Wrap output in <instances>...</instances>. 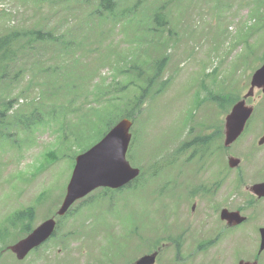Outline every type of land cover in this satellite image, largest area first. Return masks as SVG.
Instances as JSON below:
<instances>
[{"label": "rangeland", "instance_id": "rangeland-1", "mask_svg": "<svg viewBox=\"0 0 264 264\" xmlns=\"http://www.w3.org/2000/svg\"><path fill=\"white\" fill-rule=\"evenodd\" d=\"M96 2L88 0L80 5L76 0H0V35L14 27H41L56 34L67 33L65 38L74 43L71 51L60 46L36 47L23 59L21 71L20 62L11 67L10 75L15 73L20 78L0 86V99L14 100L6 119L9 135H0V228L7 215L30 205H39L34 227L45 213L56 211L71 175L73 155L96 141L116 113L138 110L132 120L129 159L132 166L147 174L155 170V175L140 192L119 194L111 212L103 210L104 203L79 208L75 216L59 223L54 239L47 244L20 262L3 251L0 264H119L122 256L115 253H126L134 246L122 239L130 226L124 222L141 206L136 212L140 214L138 229L145 232L146 239L150 235L152 240L164 238L178 231L183 222L174 220L171 226L166 225L167 202H150L148 192L157 190L162 178L173 170L166 155L180 140L188 138L191 128L214 129L223 124L228 108L219 110L206 92H211L209 96H241L258 65L251 60L264 52V0H115V15L101 21L90 13ZM155 10H162L167 22L152 32L149 25ZM251 14L257 15L249 20ZM257 24L262 26L251 28ZM162 56H167L158 79L167 82L163 91L133 108L131 99L137 95L138 83L121 90L139 70L132 65L149 74L151 63ZM150 77L154 85L158 80ZM251 103H256L253 122L236 147L242 158L254 150L260 156L264 154V147L257 148L256 144L264 121V96L247 102ZM35 107L41 123L21 127L17 118ZM104 113L108 116L101 119ZM174 125L177 133L172 134ZM84 129L87 134L91 131L90 139H84ZM212 174L209 169L197 180L207 181ZM240 192L245 196L244 190ZM241 193L237 196L235 191V207L248 199ZM253 215L258 216L255 222L249 218L246 227L233 233L231 243L226 237L218 244L226 248H218L211 263L237 264L239 260L256 259L264 264V251L256 257V227H264V202L257 205ZM214 217L212 214L211 219ZM216 231L213 226L202 235ZM114 240L124 243L119 247ZM102 247L108 252L102 251L103 258L96 259Z\"/></svg>", "mask_w": 264, "mask_h": 264}, {"label": "water", "instance_id": "water-1", "mask_svg": "<svg viewBox=\"0 0 264 264\" xmlns=\"http://www.w3.org/2000/svg\"><path fill=\"white\" fill-rule=\"evenodd\" d=\"M254 87L261 88L264 92V64L252 75L251 86L245 97L252 95ZM250 112L251 109L244 107L243 101L233 107L226 118V144L238 136ZM129 127V121L121 120L97 144L76 158L66 195L58 214L64 213L76 199L98 186L116 188L137 175L138 171L130 168L124 158L130 138ZM262 187L264 188L262 185L256 189L259 191ZM256 193L260 195V191H256ZM52 228L53 222H45L29 237L13 246L12 251L19 259L22 258L29 249L44 240ZM260 233V250H262L264 248V230H260Z\"/></svg>", "mask_w": 264, "mask_h": 264}, {"label": "flooded vegetation", "instance_id": "flooded-vegetation-1", "mask_svg": "<svg viewBox=\"0 0 264 264\" xmlns=\"http://www.w3.org/2000/svg\"><path fill=\"white\" fill-rule=\"evenodd\" d=\"M261 159L260 162L264 165V156H261ZM225 169L226 173H223V170L222 173L216 171L215 175H221L222 183L227 184L228 189H230L235 183V176L240 175L242 171L235 172L230 168ZM203 172V168L195 167L192 172L182 173L179 179H170L167 183L169 188L167 193L170 197L172 188L180 190V195L177 197V205L170 206V208L179 207L180 213L172 214L170 211L169 215H166L167 222L170 223L171 219L176 216L179 221L183 222V226L180 225L179 232L175 231L164 237L161 243L163 247L159 250V253L174 256L178 264H213L211 261L213 257L217 256L216 250L218 247L212 245L216 243L218 236L215 235L211 241H209L210 236H208L203 241L202 232L205 229L213 227V221L210 219L212 214L215 215V218L217 216L216 205L218 203V196L216 192L219 182L216 183L212 176L207 181L203 180L204 182H199L200 180L197 179L201 174L205 173ZM259 173H261V168ZM204 179H206V176ZM204 183L206 188H203ZM136 190L137 188H135ZM222 209L229 210L228 207L224 206ZM216 223L227 230L232 228L225 221L219 219L216 220ZM190 228L194 230L191 232ZM226 240L230 241V238ZM204 244L208 246H204ZM223 248L226 247H220V249Z\"/></svg>", "mask_w": 264, "mask_h": 264}, {"label": "trees", "instance_id": "trees-1", "mask_svg": "<svg viewBox=\"0 0 264 264\" xmlns=\"http://www.w3.org/2000/svg\"><path fill=\"white\" fill-rule=\"evenodd\" d=\"M115 1L114 0H99L97 4V10L98 16L104 12H106L108 15H112L114 13ZM116 7V6H115ZM114 8V9H113ZM165 19L164 16L161 13H154L151 19V24L149 25V30L154 32L155 30H158V28L165 26ZM153 25V27H152ZM253 28V27H251ZM33 35H26L20 30H15L13 32H9L3 36L0 37V82H3L6 78L9 68L8 66L12 63H15L19 60L20 56L25 55V46H28L29 44L22 43L25 38L28 40H45L49 37V35L42 36L40 35V31H37L36 33H32ZM30 43V42H29ZM19 49H23L20 53ZM65 49H68V45L65 46ZM165 58L160 61H155L152 64V75H150L152 78L154 76L159 75V70L161 69L162 64L164 63ZM139 77H143L146 80H150L148 78V75H143L142 73H138ZM150 77V78H151ZM155 79V78H153ZM65 81H68L67 78H64ZM164 83H161L159 86L160 89ZM148 87L145 85L140 89V95L137 97L135 102L132 104L133 108L138 107V104L141 103L143 98L148 93ZM150 91V90H149ZM3 117L0 118V122L2 121ZM112 125V122L106 123L107 129L110 128ZM103 134V133H101ZM32 208L25 209L21 212H16L10 217H8L4 224V229L0 230V241H5L7 239L10 240H17L19 237H23L28 232L31 231V222L34 219ZM76 213V212H75Z\"/></svg>", "mask_w": 264, "mask_h": 264}]
</instances>
